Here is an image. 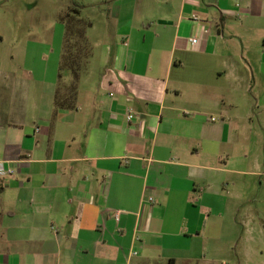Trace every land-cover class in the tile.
Instances as JSON below:
<instances>
[{"label":"crops","instance_id":"1","mask_svg":"<svg viewBox=\"0 0 264 264\" xmlns=\"http://www.w3.org/2000/svg\"><path fill=\"white\" fill-rule=\"evenodd\" d=\"M55 1L102 19L74 108L0 50V264H264V0Z\"/></svg>","mask_w":264,"mask_h":264},{"label":"rangeland","instance_id":"2","mask_svg":"<svg viewBox=\"0 0 264 264\" xmlns=\"http://www.w3.org/2000/svg\"><path fill=\"white\" fill-rule=\"evenodd\" d=\"M23 1L25 2L27 0ZM36 1L37 4L33 6L34 10L23 11L19 20L0 19V33L3 35L2 39H0V50L5 53V63L13 67L19 63L15 69H18L20 66L18 71L20 72V70H22L26 78L28 77V70L32 69L33 76L31 78L36 77V80H38V93L44 91L46 80L49 81L50 77L55 79L56 74L61 71L62 79L58 82V96L71 95L73 91L72 87L74 86V83L71 82H74V80L66 82L65 80L67 79L69 71L66 70V68L60 70L63 47H67L69 43V48H72V45L75 44L77 48H82V56L83 53L87 56L88 53L91 52L90 42L86 36L82 37L83 34L80 33L79 37L75 38L73 41L70 40L66 44V37L64 36L66 23L56 14L57 2L55 0ZM27 7L28 5L25 6V8L22 6L24 9ZM99 10L98 6L96 10H94L92 6L88 9L81 7L75 16L77 15L85 19L86 22H88V20L98 22L102 19V11ZM71 14H73V12H71ZM84 29L86 30L85 24L81 30ZM10 54L14 55L13 59H11L12 56H10ZM66 56L65 54L63 59L64 62H66ZM80 59L83 60L82 58ZM28 78L30 79V77ZM256 140L260 143L259 151L262 159L261 168L262 172H264V130H261L260 133L256 135ZM261 174L262 182L259 191H256L250 198L246 197L245 223L246 226L250 224L251 226L260 228L261 232L264 233V173ZM246 178H248V176H246ZM248 207L250 210H248ZM247 219L251 221L249 224ZM261 248L264 249V245H262ZM221 263L220 260L216 264ZM229 263L235 264V262L231 263L230 261Z\"/></svg>","mask_w":264,"mask_h":264},{"label":"trees","instance_id":"3","mask_svg":"<svg viewBox=\"0 0 264 264\" xmlns=\"http://www.w3.org/2000/svg\"><path fill=\"white\" fill-rule=\"evenodd\" d=\"M73 14H71V12ZM79 12V9L77 7H72L66 12L61 19L64 20L66 23L65 27V37H66V44L70 40H74L75 38L79 37L80 33H82V37H85V29L81 30L83 25L85 24L86 28L88 25H90V22H86L85 19L80 18L79 16H75ZM81 26V27H80ZM84 31V33H83ZM66 46V45H65ZM65 50V51H64ZM67 50V51H66ZM82 48L74 44L72 45V48H69V43L67 47H63V53H62V62L60 64V70H63L62 68H66L71 75H72V80H74L73 85V91L71 95H64L62 97L58 96V91H59V83L57 85V89L54 95V104L56 106V109H62V108H74L75 107V101H76V95H77V85H78V80L80 75L85 71L86 65L88 58L90 56V53H88L87 56L83 53L82 56ZM66 56V62H64V55ZM82 58L83 60H81ZM62 79V72L59 71L58 74V82ZM71 80V81H72ZM72 85V84H71Z\"/></svg>","mask_w":264,"mask_h":264},{"label":"built area","instance_id":"4","mask_svg":"<svg viewBox=\"0 0 264 264\" xmlns=\"http://www.w3.org/2000/svg\"><path fill=\"white\" fill-rule=\"evenodd\" d=\"M194 17H195V16H194ZM190 41L193 42V43H195V42H197V38L194 37V36H192V37L190 38ZM134 115H135L134 112L130 109V110L127 112V115H126L127 120H128V121H131V120L134 118ZM8 172H9V173L12 172V169H11V168H5V167L3 166V164H2V162H0V174H5V173H8ZM149 200H150V201H153V198H152V197H149ZM119 214H120V211L117 210V211H116V214H115L116 219H118ZM134 253H136V252H134ZM224 264H226V263H224Z\"/></svg>","mask_w":264,"mask_h":264}]
</instances>
